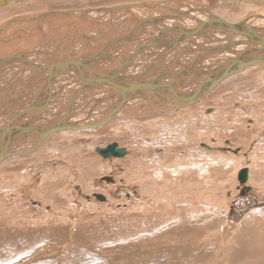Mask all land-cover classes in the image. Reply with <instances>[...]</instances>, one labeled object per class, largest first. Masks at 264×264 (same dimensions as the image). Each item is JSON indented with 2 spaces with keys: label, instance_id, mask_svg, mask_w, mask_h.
<instances>
[{
  "label": "rangeland",
  "instance_id": "obj_1",
  "mask_svg": "<svg viewBox=\"0 0 264 264\" xmlns=\"http://www.w3.org/2000/svg\"><path fill=\"white\" fill-rule=\"evenodd\" d=\"M65 1H76L66 9L77 10L126 0ZM63 2L8 1L0 4V25L64 9ZM35 9L44 11L31 13ZM213 10L245 21L264 16V0H217ZM64 18L9 24L0 38L8 42L13 34L24 44L41 31L35 44L43 35L59 40L76 29ZM210 38L213 49L225 44L217 35ZM85 41L59 47L71 55L76 50L79 59L99 52L98 40ZM56 54L63 56L59 48ZM207 58L200 63L215 69L234 56L215 63ZM206 94L176 110L130 112L95 129L53 134L33 155L2 161L0 264H264V65L238 72ZM102 95L98 109L107 105ZM113 142L124 156L97 152ZM243 168L247 179L240 183Z\"/></svg>",
  "mask_w": 264,
  "mask_h": 264
},
{
  "label": "bare ground",
  "instance_id": "obj_2",
  "mask_svg": "<svg viewBox=\"0 0 264 264\" xmlns=\"http://www.w3.org/2000/svg\"><path fill=\"white\" fill-rule=\"evenodd\" d=\"M8 1L13 2L14 0H0V4H4ZM53 1L54 0H51V2ZM174 1L175 0H126L117 1L118 3H112L113 5H110L111 3L109 1V5L100 4L99 6L91 7H87V5L85 7H78L77 10H67L66 8L69 6H77L75 5L76 1L70 2L64 0V2L61 3V6H66L63 7L64 9H57L53 11L49 10L41 14L38 13V16L31 15L32 17L21 16V18H13L5 22L3 25H0L1 32L2 30L6 31L9 24H12L11 26L15 27V24L18 25L24 23L26 20L31 22L36 21V23L38 21L40 24L42 20H49V18L64 20V17H69L71 20L67 22V25L71 28H76L75 31L70 29V31H68L66 35H63L59 40L58 38L57 40L48 39V36H46L45 39L43 35L42 38H39L42 40V42L39 41V44H35V42H37L36 38L41 35V31L36 33L34 36H32L34 33L27 35V38H25L26 42H24V44L22 43V37H19L22 40H19V38L12 39L13 34L10 31L12 35L7 37L11 39L8 40L7 38L8 42L5 41L7 46L10 44L12 47L10 48L9 46L8 51H5L8 47L0 38V89H2V93H0V163L14 156L33 155L39 146L42 145L44 140L53 134L95 129L96 127H101L113 119H116L120 114H122L125 118L124 115H130V112L137 115L144 113L145 111L149 112V110H155L156 112L161 109L163 112L165 108L166 110L170 108V110L178 109L176 106H172V103H170V105L166 104L169 102L159 103L156 99L158 96H152L151 94H153V92L145 91L146 89L142 91L149 94V99L145 97L140 98L138 96H133V98L129 101L126 100L125 103L122 102L121 104H119V99L115 100L114 98H111V92L106 91V85L116 87L119 90L121 100L123 101L125 100L124 98L126 97L125 94L127 91V88H124L125 84H122L123 82L135 83L136 80L147 79L141 77L145 62L144 56L141 57L139 54V56L136 55L131 61H129V54L131 56L132 53L136 51L138 52V50L142 49L143 40H149L155 35L159 36L158 29L162 28L163 25L166 24L167 20L171 23H176V25L180 28H188L194 27L197 24L196 20H188L187 16L191 10H196L195 14H197V20L201 25L204 24L203 22L206 23L208 21V17H206L207 13L218 15L221 18L223 17L218 11L215 10L217 12L216 13L213 10L217 0H208L202 5H200L201 3L195 4L194 2V4L190 7L186 6L185 0H180L184 3L179 5L175 4L176 2ZM14 4L10 5L13 7L12 10H18L19 7L16 6V3ZM146 4L173 5L179 10L181 17H167L165 19L164 16L161 15L162 13H159L161 12L159 7L154 8L147 6ZM42 11L44 10L35 9L34 11H31V13ZM165 12V14H171L170 11L165 10ZM225 20L228 22H237L230 19L228 20L227 18H225ZM66 21H68V19H66ZM260 21L263 22L262 24L264 25V16L257 14L253 15V18L245 20V23L250 25L255 24L254 26L264 29V26H260ZM97 27H101V30L103 28L102 34L99 35V31L97 35L93 32L97 29ZM16 32L17 31H15V33ZM131 35L132 37L138 39L127 44L126 39ZM213 35H217V39L223 40L225 44H223L222 47L220 46L218 49L211 48L210 42L212 41H210V37ZM196 38H192V42L198 41V43L206 47L203 51L204 53L207 52L208 48L210 52L215 54L214 56L217 55L216 57H220V59H216V57H208L207 54L203 57H199L193 68L195 69L198 66V70L204 69V71L201 70L204 77H206L205 72L208 70L212 72L219 70H217V67L215 69H208L209 67L207 68L205 65L203 66L200 63V60L203 58L208 57L211 59L209 60L210 62L215 63L217 61L222 62V60H226L228 57L233 55L234 58L230 59L228 62L225 61L226 63H223L225 67L230 65L233 61V63L236 61L246 62L252 58V56L247 53V50L251 45H233V43H231L232 40H240L237 38H242L241 36L210 32L207 36ZM85 39L91 40L92 44L98 40V44L100 45L99 52H93L96 50L93 49L91 50L93 53L91 51L87 52V58L79 59L77 57L78 55H74L76 54L75 49V53H72L73 55H71L68 52L66 53L65 51H62L59 47L60 43L64 45L68 42L73 45L77 43L76 45L81 46V44H83L81 42H84ZM214 39L216 38L212 37V40ZM14 40L17 41L14 42ZM240 41H242V39ZM61 44L60 46H62ZM84 45L88 46L89 43L85 41ZM43 47H45V50L42 49ZM58 48L59 52H62L63 56L58 57L59 55L56 54L58 53ZM70 49L72 50L73 48L70 47ZM151 50L152 51L150 53L155 50V47ZM161 51L162 49L159 48L158 52ZM171 52H175V50ZM191 52L194 54L195 51ZM92 54L96 55L92 57ZM170 54L168 56H170ZM188 55L185 56V53L183 52L176 53V56L174 55L175 65L180 67L188 66L194 56L191 55V57L188 58ZM52 58L56 62L59 61L62 64V67L58 68L57 65L54 64V61L52 62ZM117 58L127 59L128 63L130 62V65H128L125 70L122 69L119 71L116 69L119 65L116 63ZM167 58L168 57L166 56L165 62L168 61ZM184 59L186 61H184ZM44 63H48L47 67ZM175 65L172 64L171 66L174 67ZM261 65H264V63L243 66L241 69L225 77L220 82L230 78L238 72H242L254 66L259 67ZM148 66H150V64H148ZM171 66L165 67L166 70L164 68L162 71H173ZM110 68H112V71L109 73V75L112 74L113 77L112 84H92V78L98 77L99 74L108 71ZM58 69L61 71H58ZM50 77L53 78L50 79ZM204 77L202 80H204ZM198 79L199 77L196 78V80ZM9 80L13 82H10ZM172 81H174V78L169 77L166 82L171 83ZM217 85L214 88H216ZM194 89L196 88L191 85H186L185 89L180 90L186 95H193L196 100L199 101L200 94H197L195 91L193 92ZM103 93L107 94V96L104 95L106 96L107 105L105 102H102L103 105L105 103V106L102 105L103 107L98 109L95 105L98 103L97 101L101 99L100 96H103ZM206 95L207 94H205L204 97ZM165 105H167V107L163 108ZM43 107L45 108L40 111V113H37V111ZM88 115L92 117H89ZM19 141H25L26 143H23L25 144L24 146H20L22 143L18 145ZM99 149H97V152Z\"/></svg>",
  "mask_w": 264,
  "mask_h": 264
},
{
  "label": "water",
  "instance_id": "obj_3",
  "mask_svg": "<svg viewBox=\"0 0 264 264\" xmlns=\"http://www.w3.org/2000/svg\"><path fill=\"white\" fill-rule=\"evenodd\" d=\"M175 4H181L184 3L180 0H175ZM152 3V2H148ZM187 7L192 6L190 3H185ZM147 6L150 7H159L160 11L159 13H162L161 15L164 16L166 19L168 18H177L181 17L179 14V10L174 7L173 5H156L151 4ZM191 9V8H189ZM165 10L170 11V13L165 14ZM196 10H191L189 13L188 20H196L197 24L194 27H188V28H180L176 25V23H171L167 20L166 24L163 25L162 28L158 29L159 36L155 35L153 38L146 40L142 42V49L138 50V52H134L129 54V61H131L134 56L140 54V56H144V67L143 72L141 73V77L147 78V79H139L136 80L135 83H122L125 84L124 88H127L126 94H125V100H121V96L119 93V90L111 85H106V91H109L112 93L111 98L119 99V104L122 102L125 103L126 100H130L133 98V96H138L140 98H147L149 99L148 95L144 91H151L153 94L152 96H158L157 101L159 103H166L170 105L172 103V106H176L178 109L180 107H183L185 104H192L198 100L193 95H186L185 93H182L180 89H185L186 85H191L192 87L196 88L193 90V92H197V94H200V99L210 90H212L221 80H223L225 77L231 75L232 73L236 72L237 70L241 69L243 66L247 65H254V64H261L264 63V29L258 28L254 25H250L245 23V21H239V22H228L227 20L221 18L218 15L215 14H208V21L204 24H199L197 20V14H195ZM61 13V12H58ZM141 29V28H139ZM210 32H218L223 34H231L232 36H241L242 39L240 40H232L231 43L233 45H251L249 46V49L247 50V53L252 56L248 61L246 62H238L231 63L230 65H227L226 67L223 64H220V68L216 72H212L210 70L205 72V76L202 74L201 70H198V66L194 69V65L196 64L197 60L199 59L198 55L201 54L204 51V46L198 41L192 42V38L201 37V36H207ZM129 36L126 39L127 44L133 42L134 40L138 38H134ZM197 40V38H196ZM157 47L152 53H150L152 48ZM162 49L161 52H158V49ZM176 49V50H175ZM175 50V52H171ZM187 51H199V54L194 58H192L191 62L188 64V66L185 67H176L175 70L171 72H165L166 68L168 66H171L172 64L175 65V56L176 53L184 52L187 53ZM171 53V54H170ZM175 53V54H174ZM170 54V56H168ZM174 54V55H172ZM208 55V57H215L214 53L210 52L207 48V52L205 53ZM166 56L167 62L166 61ZM19 59V58H17ZM20 60V59H19ZM54 61V64L57 65L58 68L62 67V64L59 61H55L52 58V62ZM116 63L119 65L116 69L121 71L122 69L125 70V68L130 65V62L128 63L127 59L123 58H117ZM115 63V64H116ZM47 67L48 63H44ZM150 64V66H148ZM162 64V68L160 70V65ZM178 66V65H177ZM225 67V68H224ZM165 68L164 71H162ZM57 69V68H56ZM58 71H61L58 69ZM110 71H112V68H110L108 71H105L104 73L99 74L98 77L92 78V84H103V83H109L112 84L113 77L112 74L109 75ZM200 76L204 77V80ZM167 77L174 78V81L171 83H168ZM196 80V78H198ZM202 80V81H201ZM178 83V84H177ZM183 86V87H182ZM45 107L41 108L37 111V113H40ZM171 109V108H170ZM170 109L166 110L165 112L169 111ZM99 154L105 157L110 156H116V157H122L126 154V150L123 147H120L116 142L110 143L107 146L100 148L98 150ZM246 168H243L238 171L237 178L240 183H244L247 179V173ZM248 188V187H246ZM243 188V191L244 189ZM96 197L100 200H103L105 197L104 195L97 194Z\"/></svg>",
  "mask_w": 264,
  "mask_h": 264
},
{
  "label": "crops",
  "instance_id": "obj_4",
  "mask_svg": "<svg viewBox=\"0 0 264 264\" xmlns=\"http://www.w3.org/2000/svg\"><path fill=\"white\" fill-rule=\"evenodd\" d=\"M186 55H187V54H185V56H186ZM171 67H172V69L174 70V69H176V67H180V66H176V65H175L174 67H173V66H171ZM160 68H161V65H160Z\"/></svg>",
  "mask_w": 264,
  "mask_h": 264
}]
</instances>
